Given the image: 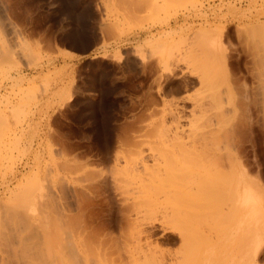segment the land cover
Returning a JSON list of instances; mask_svg holds the SVG:
<instances>
[{
  "label": "rangeland",
  "instance_id": "obj_1",
  "mask_svg": "<svg viewBox=\"0 0 264 264\" xmlns=\"http://www.w3.org/2000/svg\"><path fill=\"white\" fill-rule=\"evenodd\" d=\"M257 253L264 0H0V264Z\"/></svg>",
  "mask_w": 264,
  "mask_h": 264
},
{
  "label": "bare ground",
  "instance_id": "obj_2",
  "mask_svg": "<svg viewBox=\"0 0 264 264\" xmlns=\"http://www.w3.org/2000/svg\"><path fill=\"white\" fill-rule=\"evenodd\" d=\"M176 134H177V133H176ZM213 196H215V195H213ZM216 197H217V196H216ZM213 199H214V198H213ZM215 200H216V199H215ZM198 204H200V203H198ZM204 205H205V204H204ZM131 209H132V208H131ZM117 211H122V210L119 209V210H117ZM217 211H219V210H217ZM122 212H123V211H122ZM128 212H132V211L130 210V211H128ZM123 213L127 214L126 211L123 212ZM200 213H201V212H200ZM229 213H230V212H229ZM125 214H124V216H125ZM128 214H129V213H128ZM195 214H196V213H195ZM195 214H194V215H195ZM113 215H114V214H113ZM129 215H130V214H129ZM129 215H128V216H129ZM223 215H224V214H223ZM231 215H232V214H230V215H228V216H231ZM195 216H197V215H195ZM195 216H194V217H195ZM121 217H122V216H121ZM121 217H119V216L116 214L115 217H113L112 219H109V220H108L109 225L112 224V225L115 226V227H116V226H120V225H121V223H120V222H121V221H120V218H121ZM197 217H198V216H197ZM202 219H203V218H202ZM108 222H107V220L104 221L105 224L108 223ZM151 223H152V222H151ZM106 225H108V224H106ZM106 225H104V226L106 227ZM113 226H112V227H113ZM101 227L103 228V224L101 225ZM105 227H104V228H105ZM108 227H109V226H108ZM99 228H100V227H99ZM104 228H103V229H104ZM169 228H170V226H169ZM100 229H101V228H100ZM104 230H108V229H104ZM145 232H146V231H145ZM108 233H110V232H108ZM108 233H107V234H108ZM111 233H112V232H111ZM111 233L109 234V235H111V237H110L109 235H108V236H109V238H110V241H111V240L113 241L115 235L113 234V237H112V234H111ZM96 234H97V233H96ZM99 235H101V234H99ZM99 235H98V236H99ZM105 235H106V234H105ZM105 235H104V236H105ZM150 236H151V235H150ZM111 238H112V239H111ZM138 238H139V237H138ZM100 239H101V238H100ZM140 239H141V238H140ZM182 239H183V237H182ZM136 240H137V242H136V241H133V242H136L138 246H135V245H136L135 243H134L135 245H134L133 243H132V245H134V247L137 248V247H139V245L142 244V243H138V242H140V241H139L138 239H136ZM186 240H187V239H186ZM100 244H101V241H100ZM129 245H131V244H129ZM186 245H187V244H186ZM126 246H127V245H126ZM196 246H197V245H196ZM123 247H125V244H124ZM139 248H142L141 245H140ZM139 248H137V250H138ZM123 249H124V251L126 250L125 248H123ZM127 249H128V250H126L125 252H126L127 254H130V253H129V250H130V249H129V248H127ZM134 250H135V249H134ZM137 250H135L136 253H137ZM143 250H145V249H143ZM196 250H197V249H196ZM95 251H96V250H95ZM127 251H128V252H127ZM132 251H133V250H132ZM132 251H131V252H132ZM139 251H140V249H139ZM139 251H138V252H139ZM191 251H192V250H191ZM133 252H134V251H133ZM259 252H260V251H259ZM147 253H148V251H146V255H148ZM152 253H154V252H152ZM141 254H142V253H141ZM143 254L145 255V252H144ZM149 254H150V253H149ZM146 255H145V256H146ZM150 255H151V254H150ZM129 256L132 257V254H130ZM129 256L127 257V258H128V261H129V259H130ZM252 256H253V257H252L251 259H252L255 263H256L257 260H259V259H261V258L264 257V255H259L258 253L255 254V255H252ZM162 257H163V256H162ZM137 258H140V257H138V253H137ZM152 258H155V257H152ZM163 258H164V257H163ZM163 258H162V260H161L160 262L163 261ZM249 258H250V257H249ZM133 259H134V258H133ZM130 260H132V258H131ZM136 260H137V259H136ZM138 260H139V259H138ZM138 260H137V261H138ZM141 260H142V259H141ZM160 262H159V263H160ZM191 262H192V261H191ZM248 262H249V261H248ZM66 263H67V261H66ZM130 263H131V261H130ZM132 263H133V262H132ZM162 263H163V262H162ZM160 264H161V263H160Z\"/></svg>",
  "mask_w": 264,
  "mask_h": 264
},
{
  "label": "crops",
  "instance_id": "obj_3",
  "mask_svg": "<svg viewBox=\"0 0 264 264\" xmlns=\"http://www.w3.org/2000/svg\"><path fill=\"white\" fill-rule=\"evenodd\" d=\"M102 44H100L99 46H97V49H92L89 52H75L76 56L73 58L74 63L76 64V66L82 64L83 62L89 60V58L95 57L97 55H94V53L96 52H101L102 51ZM55 53L57 54V51H55Z\"/></svg>",
  "mask_w": 264,
  "mask_h": 264
}]
</instances>
